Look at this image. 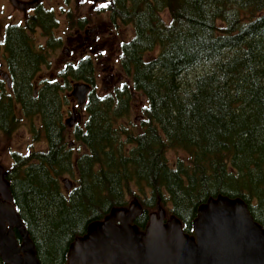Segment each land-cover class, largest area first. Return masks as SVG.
Listing matches in <instances>:
<instances>
[{"label":"trees","instance_id":"obj_1","mask_svg":"<svg viewBox=\"0 0 264 264\" xmlns=\"http://www.w3.org/2000/svg\"><path fill=\"white\" fill-rule=\"evenodd\" d=\"M107 3L115 27H133L113 48L126 79L105 90L94 61L69 68L68 90L92 85L83 119L70 129L60 115L69 96L53 95L28 112L41 113L45 146L6 167L41 263L68 264L91 223L133 202L142 232L162 211L193 236L199 206L219 195L242 198L264 228V0Z\"/></svg>","mask_w":264,"mask_h":264},{"label":"water","instance_id":"obj_2","mask_svg":"<svg viewBox=\"0 0 264 264\" xmlns=\"http://www.w3.org/2000/svg\"><path fill=\"white\" fill-rule=\"evenodd\" d=\"M102 1V0H99ZM92 85L74 83L70 95L80 108ZM73 127L71 118L66 120ZM7 172L0 165V255L7 264H42L37 247L13 204ZM63 183L71 187L69 178ZM142 206L133 202L94 221L68 251V264H264V228L242 198L219 195L198 208L195 235L183 231L176 216L165 221L161 211L150 215L145 231L134 223ZM15 229L22 237L18 241Z\"/></svg>","mask_w":264,"mask_h":264},{"label":"flooded vegetation","instance_id":"obj_3","mask_svg":"<svg viewBox=\"0 0 264 264\" xmlns=\"http://www.w3.org/2000/svg\"><path fill=\"white\" fill-rule=\"evenodd\" d=\"M108 1L2 0L0 165L4 167V172L8 173L6 167L14 163L16 155H26L31 149L44 147H36L35 144H44V132L40 131L42 115L35 112L29 118V111L42 107L53 95L67 93L69 99L62 103L61 118H71V123L76 119L78 103L70 95L76 82L71 83V90L67 89L70 70L77 73L87 58L94 62L107 59L108 52H113L112 44L116 40L110 28L116 31L128 26L117 23L115 27L108 10ZM82 7L88 10L86 14L82 12ZM94 11L105 15L108 23L92 25L90 12ZM104 36L106 38L103 40ZM114 67L105 66L102 70L113 71ZM23 128L31 133L33 139V143H28L27 150L17 144L18 139L15 140L16 134ZM36 133L39 139H36ZM2 152L6 154L2 155ZM5 177L7 179V175Z\"/></svg>","mask_w":264,"mask_h":264},{"label":"rangeland","instance_id":"obj_4","mask_svg":"<svg viewBox=\"0 0 264 264\" xmlns=\"http://www.w3.org/2000/svg\"><path fill=\"white\" fill-rule=\"evenodd\" d=\"M1 3H2V0H0V4ZM84 11H85L84 14H86L88 10H85L82 7V12H84ZM96 13H98V11L90 12V18L92 20V23H91L92 25L93 24L95 25L96 23H99V24L108 23L107 17L105 15L96 14ZM2 18H3V15L0 14V21H2ZM103 28H101V29H103ZM110 29L112 30L113 34L116 35V40L112 44L113 48L120 41H123V40H126V39H130L132 37V35H133V27L129 26V25L128 26H122V28L120 30H116V31H113L112 28H110ZM104 38H106V36L103 37V40H104ZM107 57L109 59L108 58L104 59L103 62L101 61L102 63L99 62V59H98V62L95 61L96 64H97L96 70H97V76H98L97 77L98 78V84H99L100 87H103L105 90H108V89H111V88L117 86L118 84L122 83L126 79V75L120 69L119 61H118V58H117V54L109 51L108 54H107ZM97 58H100V57L98 56ZM57 65H59V64H57ZM111 65L115 66L113 71L102 70L103 67L111 66ZM108 74H111L112 76L108 75ZM115 74H119V75L118 76H113ZM144 104H145V101L142 100L140 97L135 99L134 105H133V111H134L133 118H135V119L137 118V120L140 119V116H142V107L144 106ZM81 113L84 114V112H81ZM76 116H77V118L74 120L73 126H74V124H75L77 119H81V118L83 119V117L79 118L80 115H79V113H77V110H76ZM70 132H71V130H70ZM16 139L19 140V142L17 144L23 150H27L28 149L27 146H29L28 143L33 141L31 133H28V131L25 128H23L21 131H19L16 134L15 140ZM35 144H37L36 147H42L43 145L45 146V143L44 144L43 143H39V144L35 143ZM1 154L5 155L6 153L2 152ZM179 154H182V153L180 152ZM179 154L177 152H175V151H170L169 152V157L171 159H174ZM5 161H7V158H5ZM66 178H68V177H66Z\"/></svg>","mask_w":264,"mask_h":264}]
</instances>
